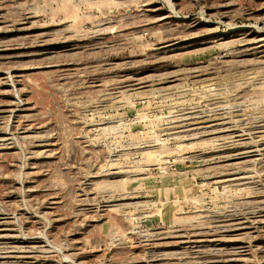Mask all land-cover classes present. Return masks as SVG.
Here are the masks:
<instances>
[{"label":"rangeland","instance_id":"1","mask_svg":"<svg viewBox=\"0 0 264 264\" xmlns=\"http://www.w3.org/2000/svg\"><path fill=\"white\" fill-rule=\"evenodd\" d=\"M0 264H264V0H0Z\"/></svg>","mask_w":264,"mask_h":264},{"label":"bare ground","instance_id":"2","mask_svg":"<svg viewBox=\"0 0 264 264\" xmlns=\"http://www.w3.org/2000/svg\"><path fill=\"white\" fill-rule=\"evenodd\" d=\"M21 249V248H20Z\"/></svg>","mask_w":264,"mask_h":264}]
</instances>
